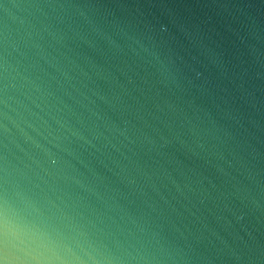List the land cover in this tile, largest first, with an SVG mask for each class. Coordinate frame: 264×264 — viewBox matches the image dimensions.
I'll list each match as a JSON object with an SVG mask.
<instances>
[{
  "label": "water",
  "instance_id": "1",
  "mask_svg": "<svg viewBox=\"0 0 264 264\" xmlns=\"http://www.w3.org/2000/svg\"><path fill=\"white\" fill-rule=\"evenodd\" d=\"M0 264H264V0H0Z\"/></svg>",
  "mask_w": 264,
  "mask_h": 264
}]
</instances>
